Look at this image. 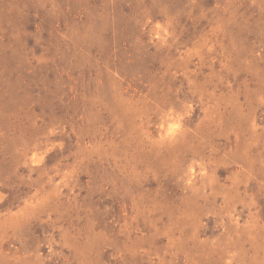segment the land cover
Segmentation results:
<instances>
[{"label": "rangeland", "instance_id": "rangeland-1", "mask_svg": "<svg viewBox=\"0 0 264 264\" xmlns=\"http://www.w3.org/2000/svg\"><path fill=\"white\" fill-rule=\"evenodd\" d=\"M0 264H264V0H0Z\"/></svg>", "mask_w": 264, "mask_h": 264}]
</instances>
